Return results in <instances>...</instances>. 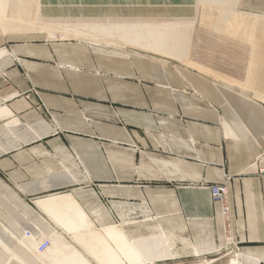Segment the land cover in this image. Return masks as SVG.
<instances>
[{
  "label": "crops",
  "instance_id": "crops-1",
  "mask_svg": "<svg viewBox=\"0 0 264 264\" xmlns=\"http://www.w3.org/2000/svg\"><path fill=\"white\" fill-rule=\"evenodd\" d=\"M241 2L264 11V0ZM10 42L0 37V48ZM10 45L23 58V67L10 57L0 60L5 73L0 80V236L18 256L30 263L2 226L17 236L31 223L49 232L50 219L35 200L65 191L95 227L121 225L129 238L155 234L160 227L176 257L156 264L196 259L194 249L207 257L223 245L224 231L220 204L211 201L206 186L229 176L238 259L264 264V177L252 166L264 142L259 148L247 135L248 130L264 138V104L222 86L193 65H177L181 74L167 66L168 76L155 78L147 74L153 65L139 60L143 82H138L133 77L137 71L120 53L123 49L96 47L91 57L79 42L68 51L72 64L82 69L96 65L106 75L71 72L66 77L74 92L70 96L49 57L60 58L58 48L65 44L53 49ZM30 83L42 90L59 128L36 108L37 97L20 95ZM80 109L91 125L79 116ZM15 114L22 124L11 127L12 136L2 124H11ZM59 129L66 134L56 133ZM7 259L0 249V264H19Z\"/></svg>",
  "mask_w": 264,
  "mask_h": 264
},
{
  "label": "bare ground",
  "instance_id": "bare-ground-1",
  "mask_svg": "<svg viewBox=\"0 0 264 264\" xmlns=\"http://www.w3.org/2000/svg\"><path fill=\"white\" fill-rule=\"evenodd\" d=\"M239 2L195 0V12L190 20L150 13L120 16L122 8L118 9L117 15L42 19L39 15L41 0H0V33L37 29L50 36L91 41L97 46L131 47L171 57L196 68L209 67L213 77L222 80L226 86L251 90L264 97V15L262 11H239L236 8ZM241 33L247 36V48L246 57L240 60L237 55L240 48L236 46ZM231 41L237 45H229ZM227 44L228 52L223 55ZM5 55L0 50V60L11 54ZM231 57L234 63L225 64L224 61H231ZM2 128L14 136L10 125ZM35 204L67 238L58 232H45L33 223L23 227L20 236L2 226L4 234L30 257V263L25 262L0 236V249L8 255L7 261L14 260L19 264H155L176 257L167 234L160 227L157 233L140 238H129L121 225L95 227L71 192L48 194L36 199ZM43 237H49L50 245L38 252L36 245ZM227 264L241 263L232 257Z\"/></svg>",
  "mask_w": 264,
  "mask_h": 264
},
{
  "label": "rangeland",
  "instance_id": "rangeland-1",
  "mask_svg": "<svg viewBox=\"0 0 264 264\" xmlns=\"http://www.w3.org/2000/svg\"><path fill=\"white\" fill-rule=\"evenodd\" d=\"M41 5L42 7L39 10V15L42 19H44V17L45 19H48V18L58 19L59 17H70L74 19L76 18L75 16H81V15L83 16H94V15L103 16V15H112L113 13L117 15L118 9L122 8L123 9L122 13L127 14L126 16H131L133 14L143 15V14L150 13L153 16H167V17H174V18L182 17L183 19L185 18L187 20H190L191 18H193L194 12H195V0H41ZM236 8H238L239 11L249 12V13H258L262 11L248 4H243L241 0L239 2V5L236 6ZM262 13L264 15V11H262ZM0 34H1L0 36L1 39H4V41H6L7 38L13 40V43L12 42L5 43L6 45L3 48H0V50L4 53V55L11 54L9 57L14 61L15 65L20 68L23 67V64H22L23 58L20 55L16 54V52L14 51L13 47L10 44L35 43V44H38L36 45V47L40 49L45 46L49 48L52 47L53 49V47H55L56 45L65 44L64 46H61L60 48H58L59 52H58V55L57 54L56 55L59 56L60 58L57 59L54 55L49 56V57L51 59L50 64L57 70V72L63 78L64 83L67 85V88L64 91L68 93L70 96L74 92L71 89L72 87L69 86L66 77L69 78L71 72L85 71V72H89L90 74L97 75L99 77H103L104 75H106V73L101 72V70L96 65H94V67L91 69H82L78 67L76 64L74 63L72 64L71 57H70L71 54L70 52H68L71 49L72 43H77V42L82 43L85 47L89 49L88 53L91 55V57H93L94 55V53L92 52V49L96 47H99V48L103 47L105 49H110V50L118 49L112 46H106L102 44L97 46L91 41L88 42L84 40H78L75 38H62V37H59L58 35L50 36V35H47L46 32H43L37 29H31V31L8 30ZM239 37H240L239 43H238V46L236 47L240 48V50H238L240 53L238 52L237 55H239L240 60H241V59H244V57H246V48H247L246 38L247 36L245 35V33H241L239 34ZM229 43H228L229 45H232V43L237 45V42L231 41ZM228 44L227 46H225V49L223 50L224 52L223 55H226V52H228ZM54 53H56L55 50H54ZM120 53H124L125 55L124 57L127 60V64L129 68H131L132 71H135V70L137 71V74H133V77L136 78L135 80L138 82H143V79H141L140 75L138 74V66H140L138 63L139 60H142V63L144 66L153 65L152 68H149V67L147 68V71H148L147 74L148 76L152 75L155 78L159 76L167 77L168 76L167 68H166L167 66L171 68L173 67L174 70L180 74H181L182 69H179L176 66L177 65L183 66V67L188 66L185 64H181L176 59H173L171 57H166L163 55H155V54L147 53V52H144L138 49H133L131 47H127L123 49L122 51H120ZM236 57L237 56L235 55L234 58ZM211 60L213 61V59ZM230 60L231 61H228V60L224 61V63L228 65L230 63L231 64L234 63L233 57H231ZM195 69L215 79L222 86H226L222 80L216 79L213 77L214 74L209 71L210 70L209 67H207V69L205 67H200V68H195ZM143 70L146 73L144 68ZM110 74L112 76L114 75L113 73H110ZM4 79H5V73L1 72L0 70L1 82H3ZM220 84H215V85L218 87V86H221ZM40 85H44V84H40ZM228 88L238 92L240 95H242L246 99H250L260 104H264V97L260 95L258 96V94L255 95L254 93L251 92V90L242 91L237 87H230V86ZM41 92L42 90L39 87H37V85H35L34 83H30L29 89L26 92L20 93V95L22 97H27L28 99L31 95H34L35 97H37L39 102L36 105V108L42 111L45 114L47 121L52 123V125L55 126L56 128L58 127V125L55 119L54 111L43 101V99L40 96ZM14 94H17V93H14ZM114 111L116 112V113L114 112V116L118 118L119 115L117 111L116 110ZM78 114L82 119H84L87 123H89V125L92 124L91 123L92 119L85 111L80 109L78 111ZM2 117H5V116H2ZM10 123H11L9 124L10 127L13 128V127H17L21 125L22 121L20 117L17 114H15L14 120H12L11 118ZM4 125H7V124H2V126ZM57 132L66 134L65 131L60 130V129L57 130L56 133ZM247 135L249 136V138H251L254 141V143L259 148L262 147L261 141L264 142L263 137L253 136L248 130H247ZM262 151L263 149L260 151V153ZM52 156L54 155L52 154ZM58 163L61 165L60 160H58ZM230 179L227 181V184L230 181ZM60 192H65V191H60ZM229 199H231L230 191H229ZM233 223H234V220H233ZM48 231L49 233L58 232L61 234V236L67 238L66 237L67 235L64 232L60 231L57 227H55V225L51 222H49L48 224ZM234 240L238 241L237 237L236 238L234 237ZM224 246H225V240L222 246L221 245L217 246L211 254L207 255L205 259H203L204 257L202 259L196 258V259H191L189 261H185L184 263H182L183 261L182 262L172 261L173 260L172 259L171 262H174L173 264H227L228 260L234 256H233V253L231 254L229 253L226 256H222L223 253L229 252L228 246H225V249H224ZM219 247H221V250H217V248L220 249ZM193 253H198V252H196V249H194ZM215 257H219V258L217 259ZM211 258H214V260H210ZM171 262L169 261V264H172Z\"/></svg>",
  "mask_w": 264,
  "mask_h": 264
},
{
  "label": "built area",
  "instance_id": "built-area-1",
  "mask_svg": "<svg viewBox=\"0 0 264 264\" xmlns=\"http://www.w3.org/2000/svg\"><path fill=\"white\" fill-rule=\"evenodd\" d=\"M252 166L255 169V173L259 177H264V149L263 151L254 159ZM230 179L229 176H225L224 181L221 183H210L206 187L210 191L211 201L218 202L221 208V215L223 217V231L225 246H228L229 252L223 253L222 256H226L229 253H233L234 258L238 259L239 243L234 240V223L232 216L231 203L229 199V188L227 181ZM50 245L49 237H43L38 241L36 245V250L38 252L43 251ZM224 246V249H225ZM217 248V250H221ZM218 253V252H217ZM196 258L202 259L203 256H198V253L194 254ZM204 257L203 259H205ZM214 260V259H210Z\"/></svg>",
  "mask_w": 264,
  "mask_h": 264
}]
</instances>
